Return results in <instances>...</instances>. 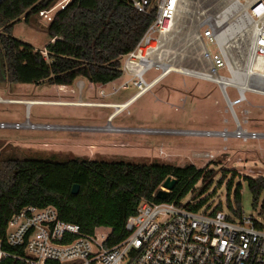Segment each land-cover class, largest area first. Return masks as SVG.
I'll use <instances>...</instances> for the list:
<instances>
[{
  "label": "rangeland",
  "instance_id": "374dc122",
  "mask_svg": "<svg viewBox=\"0 0 264 264\" xmlns=\"http://www.w3.org/2000/svg\"><path fill=\"white\" fill-rule=\"evenodd\" d=\"M229 3L230 0H181L173 28L163 37L156 52L161 68L151 69L143 80L151 82L161 75L163 67L214 74L205 52L212 54L216 49L202 34L207 24L221 19L220 14ZM46 26L41 18L34 16L28 23L16 24L12 35L45 57L43 51L49 43ZM250 45V41L243 38L231 41L227 47L230 64L242 74L254 69ZM215 73L227 75L224 71ZM128 79L122 74L118 81L99 87L79 78L65 89L8 84V92H0L2 99L46 104H0V122L23 124L28 121L33 125H51L52 129H3L0 130V143L20 157L50 162L87 158L159 162L178 167L193 165L208 173V177L198 182L184 203L195 204L208 198L210 209L220 207L219 210L230 212L227 202L232 203L235 193H239L243 214L264 225V212L261 211L264 192L257 207H253L246 181L264 180V140L243 142L233 137L230 112L215 84L171 72L113 118H110L113 108L72 103L124 104L138 92L131 82L127 88H120ZM228 94L232 99L235 97L232 90H228ZM246 98V103L234 107L235 114L240 121H246L247 131L264 132V97L246 93ZM110 128L117 131H109ZM150 130L179 131L181 134H157ZM99 232L107 234L108 230L102 228Z\"/></svg>",
  "mask_w": 264,
  "mask_h": 264
},
{
  "label": "trees",
  "instance_id": "16d2710c",
  "mask_svg": "<svg viewBox=\"0 0 264 264\" xmlns=\"http://www.w3.org/2000/svg\"><path fill=\"white\" fill-rule=\"evenodd\" d=\"M58 0H0V87L8 84L71 86L76 79L104 86L122 76L121 59L133 52L151 25L150 15L138 13L129 0H70L46 26L49 43L42 52L12 35L13 27L28 23ZM156 0H148L149 8ZM175 180L166 202L177 204L204 182L208 173L193 165L178 167L159 162L66 158L50 162L20 157L0 143V240L7 222L24 207H54L60 220L77 225L81 234L95 229L111 232L110 247L127 236L124 225L142 201L162 202L155 195L166 178ZM252 205L257 207L264 180L246 179ZM74 185L79 190L71 194ZM208 198L185 209L197 211ZM233 215L241 214V196L227 202ZM209 208V206H207ZM234 207V208H232ZM220 207L214 209L218 211ZM264 212V203L261 207ZM1 264H10L3 262Z\"/></svg>",
  "mask_w": 264,
  "mask_h": 264
},
{
  "label": "built area",
  "instance_id": "2783aa9c",
  "mask_svg": "<svg viewBox=\"0 0 264 264\" xmlns=\"http://www.w3.org/2000/svg\"><path fill=\"white\" fill-rule=\"evenodd\" d=\"M69 1L63 0L37 16L48 24L54 13L63 10ZM129 2L138 13L153 12V21L135 50L121 59L122 74L129 79L120 88H127L131 82L141 92L157 80V77L149 83L143 80L148 71L156 68L152 65L143 68L142 59L156 58L163 37L173 28L181 0H156L151 8L148 0ZM229 4L230 13L207 24L202 34L216 49L212 54L205 52L214 76L203 72L198 78L219 88L234 124L233 137L243 142L264 140V132L247 131L246 121H240L234 111V107L247 102L246 93L264 97V0H230ZM243 38L251 43L249 53L254 69L243 74V80L237 83L233 78L242 73L230 64L227 47L231 41ZM216 71L227 75H218ZM228 90L235 92L233 99ZM45 127L51 128V125L0 122V130H50ZM150 133L181 134L161 130ZM179 203L142 201L136 213L125 222L127 236L110 247L106 246L110 229L106 228L107 234L100 233L98 228L90 235H83L77 225L60 220L52 206L24 207L7 222L6 246L0 240V264H264V225L254 217H247L243 212L236 217L231 212L214 211L207 205L191 211L182 206L183 200Z\"/></svg>",
  "mask_w": 264,
  "mask_h": 264
},
{
  "label": "bare ground",
  "instance_id": "6f19581e",
  "mask_svg": "<svg viewBox=\"0 0 264 264\" xmlns=\"http://www.w3.org/2000/svg\"><path fill=\"white\" fill-rule=\"evenodd\" d=\"M232 9V6L230 4L226 5L224 7V9L222 10V17L226 14H229L230 11ZM221 15V14H220ZM150 65H152L153 67L155 68H161V66L159 65V59L156 57V58H151V59H145L143 58L142 59V62H141V66L143 68H147L149 67ZM171 72H177V73H182V74H185V75H188V76H193V77H201L203 72H196V71H186V70H178L177 68L176 69H173V68H169V67H163V72L161 73V75H159L157 77V80L152 83L151 85L147 86V88L143 87L141 89V92H137L136 95H134L131 99H129V102L126 103V104H123V105H114V104H89V103H76V104H73V105H82V106H98V107H110V108H113L114 109V113L112 114V116L110 118H113L116 114H119L121 113L123 110H125L134 100L135 98L143 95L145 92H147L150 88H152L155 84H157L159 81H161L165 76H167L168 74H170ZM212 76H214V74H211ZM243 80V74H235L234 78H233V81L234 82H237V83H240L241 81ZM25 104H31V103H42V104H46V103H43V102H24ZM56 104V103H55ZM110 120V119H109ZM43 129H52V128H43ZM104 130V129H103ZM109 131H117L116 129L114 128H110ZM139 132V131H137Z\"/></svg>",
  "mask_w": 264,
  "mask_h": 264
},
{
  "label": "water",
  "instance_id": "95a60500",
  "mask_svg": "<svg viewBox=\"0 0 264 264\" xmlns=\"http://www.w3.org/2000/svg\"><path fill=\"white\" fill-rule=\"evenodd\" d=\"M175 185V180L168 177L166 178L162 185L160 190L156 193L155 197L160 201H165L168 197L169 192L172 191ZM79 187L78 185H74L71 189V194L76 195L78 193Z\"/></svg>",
  "mask_w": 264,
  "mask_h": 264
},
{
  "label": "crops",
  "instance_id": "0c3cea01",
  "mask_svg": "<svg viewBox=\"0 0 264 264\" xmlns=\"http://www.w3.org/2000/svg\"><path fill=\"white\" fill-rule=\"evenodd\" d=\"M121 78V77H120ZM119 78V79H120ZM118 79V80H119ZM118 80H116V81H118ZM115 82V81H114ZM80 84V83H79ZM99 86V85H98ZM3 88V90H1L0 92H8V90H9V87L10 86H8V85H5V86H2ZM59 87H61L62 89H65V87H67V86H59ZM99 87H101V86H99ZM0 100H9V101H15V102H12V103H8V104H25L22 100H17V99H13V98H1L0 97ZM32 102H38V101H32ZM3 103H5V102H1L0 101V104H3ZM43 103H45V102H43ZM73 104H76L77 102H72ZM78 103H82V102H78ZM31 104H34V103H31ZM31 104H25L26 106L27 105H31ZM40 104H42V103H40ZM89 104H91V103H89ZM88 107H90V106H88ZM92 107V106H91ZM93 107H98V106H93ZM107 108H110V107H107ZM100 229H102V228H100Z\"/></svg>",
  "mask_w": 264,
  "mask_h": 264
}]
</instances>
